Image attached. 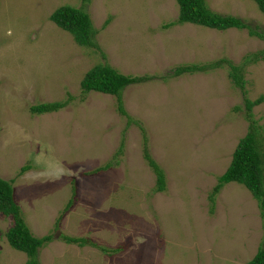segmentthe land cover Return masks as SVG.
<instances>
[{"label":"rangeland","instance_id":"374dc122","mask_svg":"<svg viewBox=\"0 0 264 264\" xmlns=\"http://www.w3.org/2000/svg\"><path fill=\"white\" fill-rule=\"evenodd\" d=\"M206 2L264 32L253 0ZM64 6L88 13L97 46L78 45L51 20ZM178 17L176 0H0V177L14 181L31 233L52 237L39 264H250L264 246L255 195L237 182L213 193L250 126L264 135V102L251 118L245 104L264 97V61H256L264 39L247 29L167 26ZM105 64L148 79L124 92L132 121L116 96L82 90ZM229 64L245 75L243 90ZM188 65L205 70L175 76ZM53 102L66 106L31 112ZM146 148L165 172V191ZM13 225L0 213V264L28 260L8 242Z\"/></svg>","mask_w":264,"mask_h":264},{"label":"trees","instance_id":"16d2710c","mask_svg":"<svg viewBox=\"0 0 264 264\" xmlns=\"http://www.w3.org/2000/svg\"><path fill=\"white\" fill-rule=\"evenodd\" d=\"M84 3H90L91 0H82ZM260 12L264 14V0H253ZM179 5V18L175 22L169 23L167 26L172 27L176 24H194L218 31H226L230 29L248 30L249 35L257 36L264 39V32H258L247 22V20L232 15H222L213 11L207 4L206 0H177ZM51 20L61 29L69 32L74 41L80 46H97L96 35L98 32L93 26L88 13L82 8H73L64 6L56 10L51 15ZM264 61V52L258 54L256 61ZM253 62V61H252ZM231 71L230 76L237 87L243 90L245 87V75L240 72L239 68L229 64ZM205 70L203 67L188 65L175 69V76L179 77L186 74H195ZM155 79V77H150ZM148 79L145 77H133L124 75L114 69L109 64L97 65L90 70L81 82L83 92H99L102 94L112 95L117 97L119 111L130 116L125 110L123 95L125 90L133 85L144 83ZM264 102V97L257 100H246V118L252 117V110L255 106ZM66 103L53 102L41 103L32 106L33 114H46L57 112L64 108ZM132 121V119H130ZM145 135V145H147V137ZM144 157L147 160L150 168L157 177L159 191L166 190V175L160 165L151 157L149 151H144ZM110 163L98 169V171L107 170ZM30 167L26 166L22 169V173L28 171ZM220 184L214 190L216 195L221 188L230 182H237L246 186L260 202L264 209V135L255 124L251 125L248 133L239 141L235 151L233 152L232 161L228 169L219 177ZM14 181H8L0 177V213L6 217L11 216L14 220V225L7 233V239L10 245L21 252L26 253L28 260L26 264H39L37 260L38 250L43 247L46 241H51V236L38 238L34 236L27 226L21 210L15 201ZM213 205V204H212ZM70 207V205H68ZM68 243H78L80 246L89 243V240L82 238L65 237ZM95 247H99L95 243H91ZM101 248V247H99ZM104 250V249H102ZM105 251V250H104ZM250 264H264V246L261 247L255 257L250 261Z\"/></svg>","mask_w":264,"mask_h":264},{"label":"clouds","instance_id":"9594fccd","mask_svg":"<svg viewBox=\"0 0 264 264\" xmlns=\"http://www.w3.org/2000/svg\"><path fill=\"white\" fill-rule=\"evenodd\" d=\"M176 1H177V0H176ZM177 3H178V2H177ZM179 13H180V12H179ZM178 18H179V17H178ZM178 18H177V19H178ZM199 26H200V25H199ZM230 183H231V182H230ZM227 184H228V183H227ZM225 185H226V184H225ZM225 185H224V186H225ZM242 185H243V184H242ZM224 186H223L222 188H224ZM245 187H246V186H245ZM222 188H221V189H222ZM246 188H247V187H246ZM247 189H248V188H247ZM248 190H249V189H248ZM249 191H250V190H249ZM250 192H251V191H250ZM251 193H252V192H251ZM253 197H254V196H253ZM103 251H104V250H103Z\"/></svg>","mask_w":264,"mask_h":264}]
</instances>
